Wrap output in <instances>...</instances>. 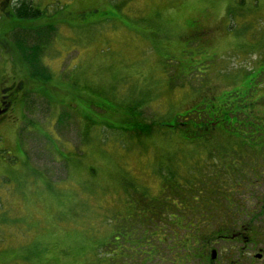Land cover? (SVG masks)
I'll use <instances>...</instances> for the list:
<instances>
[{
    "label": "rangeland",
    "instance_id": "obj_1",
    "mask_svg": "<svg viewBox=\"0 0 264 264\" xmlns=\"http://www.w3.org/2000/svg\"><path fill=\"white\" fill-rule=\"evenodd\" d=\"M33 1L45 15L37 24L57 28L43 30L49 38L43 49L36 34L31 40L18 34L15 53L0 47V89L4 78L15 75L12 55L25 56L20 42L37 46L52 73V92L45 94L51 105L44 96H32L24 116L17 111L15 122L0 123V264H100L91 248L78 245L91 246L105 233L99 220L106 211L112 212V239L118 234L113 226L131 219L120 216L126 214L121 202L129 191L137 199L141 192L135 183L125 184L124 175L131 180L127 174L142 173L144 197H156V179L142 172L150 165L123 170L134 153L176 150L173 135L183 129H175L174 119L198 101L194 113L200 115L210 92L227 107L258 102L264 112V0H244L243 6L240 0H117L123 1L120 10L112 0ZM87 8L115 11L120 21L72 31L67 22L80 24L79 13ZM99 18L91 15L86 23ZM201 23L207 35L192 36L188 30L199 32ZM80 94L96 95L94 108ZM104 100L123 116H105L110 105ZM63 111L78 120L63 130L62 124L60 136L54 125ZM117 238L113 255L114 249L134 251L130 240ZM153 247L159 244L142 249L149 264H163ZM118 252L113 264L137 261L126 252L122 260ZM160 252L164 264L174 262L167 248Z\"/></svg>",
    "mask_w": 264,
    "mask_h": 264
},
{
    "label": "flooded vegetation",
    "instance_id": "obj_2",
    "mask_svg": "<svg viewBox=\"0 0 264 264\" xmlns=\"http://www.w3.org/2000/svg\"><path fill=\"white\" fill-rule=\"evenodd\" d=\"M28 2L0 0V14L5 11L4 16L0 15L3 51L16 52V38H12L16 28L26 31L35 26L17 16V10L25 8ZM11 58L16 64L15 75L4 78L0 89V123L15 122L17 111L24 116L26 101H31L30 95L36 92L27 65L18 56ZM198 105L193 106L192 120ZM218 107L223 105L204 103V109L200 108V115H196L200 121L198 134L186 136L178 130L173 152H160V155L136 152L124 169L129 171L142 163L150 165L143 170L157 181L156 197L148 200L142 196L136 198V203L142 205L140 215L147 221L164 224L160 227L157 223L152 233L171 252L174 259L171 264H264V125H259L264 123V112L254 104L214 112ZM229 115L234 120L237 118L236 125H231L233 128H239L238 124L244 121L243 133L238 129L236 134L228 133ZM181 121L175 122L179 129L185 122ZM129 175L137 180L136 185L145 187L142 173V177ZM166 228H171L169 233ZM118 234L114 237V248H118ZM171 236L173 241H168ZM160 248L152 249H156L157 260L164 264ZM117 252L114 249L113 258Z\"/></svg>",
    "mask_w": 264,
    "mask_h": 264
},
{
    "label": "trees",
    "instance_id": "obj_3",
    "mask_svg": "<svg viewBox=\"0 0 264 264\" xmlns=\"http://www.w3.org/2000/svg\"><path fill=\"white\" fill-rule=\"evenodd\" d=\"M243 2H244V0H240V5L241 6H243ZM122 4H123V1L122 2H120V1L118 2L117 0H112V5L114 6V9H116V10H120V7H121ZM91 15H93L94 17L100 15V18L97 19L96 22L86 23L88 21V17L91 16ZM17 16L18 17H22L25 20H29L31 23L35 24V26H33V28H31L30 30H26V31H23V30H21L19 28H16L15 32L13 33V36H14L13 38H16V40H17V35L18 34H26V36L29 35L28 37H30V40H31V39H35V37L31 36V35L36 34V36H38V37H36V39H39L38 40L39 42L37 44L39 47L42 46V49H43V46H47L48 45V44H44V43H47L49 38L47 36H45V32H43V30L47 31V28H50V30H48V32L51 31V33H53L55 31V28H57V27H56V24H54V23H51V24H48V25H44V26H41V25L37 24L38 21L42 17H44L45 15L39 9V7H36L35 3L34 4L31 3V1L29 0V2L27 3V6L25 8H23L22 10H17ZM78 19H80V24H77V25L72 24L71 20H69L67 22V26L72 31H74V30H76V31H84L85 28L88 29V28H91V27L98 26L100 24L102 25V24L109 23L110 25H114L116 21L117 22L120 21V16L115 11H112V12L105 11V12L101 13L99 10H97L95 8H87L84 11L79 13V18H77V20ZM201 22H202V19H201ZM203 28H205V26L203 25V23H201V27L198 30L199 32L195 33L191 29H189L188 31L192 33V36H195V35L196 36L207 35ZM21 36H25V35H21ZM21 36H20V38H21ZM1 37H2V30H0V39H2ZM17 44L18 43H16V41H15V46H17ZM19 50H20L21 54L25 55L22 58L23 60L22 59L21 60L24 62V64L27 65L25 67L29 70V73L31 74V78L34 81L33 84H32V87H33V89L36 92H34V94L32 93L30 96L31 97L32 96H38V97H40L42 99H45L46 98V96H45L46 92H47V95H49V94L51 95V92H52V86L48 85L49 82L52 79V73L49 70H47L46 67H44V65H43V61H44L43 60V58H44V54L43 53H44V51L42 53H39L38 50H37V46L30 47V46H27V44H24L23 42H20ZM29 51H31V53ZM73 86H75V87L77 86V82L76 81H74L73 83L69 82L68 89L70 90V95H71L70 99H73V97L75 95V92L73 90ZM55 89L56 88L53 87V90H55ZM210 94H212V93L211 92L209 93L208 98L209 97L210 98H209L208 102L215 103V104H218V105L222 104L223 106H226V103L219 102L220 97L218 95H217L218 97L216 96V98H215V97H212V95H210ZM42 96H44L45 98L42 97ZM79 98L81 100H85V103H86L87 106H89L91 108H94V105H95V102H96V95L89 94L88 97H85L84 95L80 94ZM45 100H47L48 106L50 107L51 103L48 101L47 98ZM50 101H51V99H50ZM104 102H106V103H108L110 105V108L107 109L106 113H104L105 116L108 114V112L110 113L111 116H113L115 118H118V119H120L123 116L122 114L119 113V111L117 109V105L113 104L112 102H109L108 100H104ZM208 102H204V103H208ZM31 103L32 102L30 101V99H28L26 101L25 106H24V107H26L25 109H29L28 106ZM199 103L200 102L198 101L197 104H199ZM249 104L256 105V107L262 111V108L260 106L263 105V104H260L258 102H256V103H246V104L236 103V105H233V106H230V107L226 106V108L228 109V111H231L233 108H236V106L247 107V105H249ZM68 106L70 108L71 102L69 103ZM197 107L199 108V105L196 106V108ZM200 108H202V107H200ZM25 109H24V112H25ZM192 109H193V107H189L187 110H185L183 112H180L178 114V116L176 117V119H174L175 122L178 119H180V121L182 119L185 120V122L181 121L184 124H182V126H181V129H183V130H181L180 133L181 134H185L186 136L197 135L198 134L197 130H199V126H198L199 123H200L199 119L195 120L193 118V121H192V119H190V115L192 113L191 112ZM49 111H50V109H49ZM179 115H181V116H179ZM77 116H78L77 114L74 115V114H71L69 112L63 111V114H60L55 120L54 127H55V130H56V133L61 136L59 127L62 124H63V126L61 127L62 130H63L64 125H66V124L68 125L69 124L68 122H70L71 124L74 123L75 125H77V120H78ZM228 118L232 121V118H230V115L228 116ZM24 119H26V118L24 117ZM236 119L234 120V122H236ZM122 121L127 123L128 119H126V120L122 119ZM191 122H194V126L190 124ZM29 123H30L29 125L33 124L31 122H29ZM243 123H244V121H243ZM243 123L240 126L238 124L239 128H233L236 125V123H233V127H232L231 126L232 123L229 125V122H226L227 127L229 128V132L228 133L236 134V132H235L236 129L240 130L239 132L243 133L242 129H241L242 127H244ZM259 125L263 127L264 123L263 124L261 123ZM174 127H175V129L179 128L176 125H174ZM232 129H235L234 132H232ZM193 139L198 140V138H196V137H193ZM150 156H152V155H150ZM137 166L140 167L139 165H137ZM125 168H123V170ZM127 175H129V174H127ZM135 177H137V175H135ZM139 177H142V176H139ZM122 181H124L125 184H126V182L129 184L130 182L136 183L137 180L135 181L134 178H132L131 180H128L126 178V175H124ZM141 182L144 183L142 180H141ZM138 188H139V190L141 192L140 197L144 196L143 193H145V191H146L145 189L146 188L143 185L139 186ZM129 195L130 196H127V199H125V202L124 201L121 202L122 203V208H125V205H126V208L124 209V212L126 214L125 215H120V216L121 217L122 216H130V217L132 216V217H134V219L133 220L129 219L128 222L121 223L120 226L114 225L113 228L118 233L121 234V242L123 240H128V241L130 240L129 242L131 243V245H129V247H130L131 250L134 249V251L130 252V251H125V250H122V251L120 250V252H118V253L119 254H123L121 256L122 260L125 259V257H124L125 252L132 254L134 257L137 258V261H134L133 264H138V262H139V264H149V263H151L150 255L149 254H145L144 250H142V249L145 248V247H147V249H149V247H151V246H153L155 244L157 246L159 244V248L160 247L161 248H167V246L165 244L163 246L161 241L159 240V238L153 236L154 234L152 233V231L157 229L158 224H156L153 221L149 222V221H147V218L141 217L140 209H141L142 205L139 206L136 203V198L132 194V191H129ZM130 202H133V203H130ZM119 212H123V211H119ZM105 213H106V215L101 216V218L99 220V225L105 226V233L103 232L100 237L98 236V238H94L93 242H92L93 244L91 246H86L85 243H82V244H79V245L76 244V245H78L80 247H84V248H91V255L92 256L96 255V257H97L96 260H98V262L100 264H113V260L114 259H113V249H112V247H113V239L114 238L112 239L113 234H112V231H111V228H112V222H111L112 216L110 217L108 215L110 213L112 215V212L106 211ZM134 223L138 224V225L135 226ZM97 227L98 226H95V228H97ZM153 227H154V229L150 230ZM95 230H97V229H95ZM100 232H99V234H100ZM168 239H169L168 241L171 240L170 238H168ZM166 241L167 240H165V243H167ZM170 246H173V245H170ZM121 247L122 246H119V248H121ZM127 247L128 246H126V248ZM69 249L72 250V248H69ZM180 254L184 255L183 252H181ZM140 255H142L143 257L141 258ZM148 256H149V258H148ZM152 261H154V260H152ZM122 264H124V261L122 262Z\"/></svg>",
    "mask_w": 264,
    "mask_h": 264
}]
</instances>
